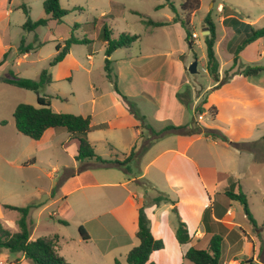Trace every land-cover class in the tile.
I'll list each match as a JSON object with an SVG mask.
<instances>
[{"label":"rangeland","instance_id":"1","mask_svg":"<svg viewBox=\"0 0 264 264\" xmlns=\"http://www.w3.org/2000/svg\"><path fill=\"white\" fill-rule=\"evenodd\" d=\"M44 1L0 0V121L8 122V126L0 125V132L5 129L16 132L14 111L20 103L39 105L34 91L6 84L2 79L17 74L35 80L47 69L53 82L43 87L41 94L50 97L53 108L59 110L55 112L87 115L97 102L94 119L111 120L109 129L88 134L99 156L123 161L134 147L136 155L126 164L132 170L131 175L123 169L124 172L96 166L77 176L75 170L81 164L74 158L73 146L64 147L65 139H58L52 148L41 151L33 144L31 159H25L21 167L0 161V220L10 225L8 221L19 217L18 211L4 205L25 206L32 201H46L43 207L29 213L33 238L58 234L61 239L58 251L70 264H115L116 258L128 264L126 256L138 245L137 239L131 247L116 248L113 242L108 258L100 262L95 256L101 253L100 247L109 249V244L82 242L79 228L96 231L92 224L98 221L91 220L113 210L122 228L114 226L112 231H137L138 211L144 207L154 236L164 243L152 260L157 264H195L183 257L185 244L176 238L177 226L180 221L187 223L189 233L194 236L201 215L208 210L211 215L210 197L213 201L216 190L225 191L224 186L232 180L241 185L250 213L259 229L263 228L258 243L264 248V71L250 78L232 73L250 64L264 65V37L240 53L238 67L231 71L234 55L229 46L235 32L224 21L238 12L243 14L240 20L254 28H264V0H200V9L195 12L184 10L186 0H60L61 8L69 11L62 22L49 21L35 31L24 30L28 16L32 21L45 17ZM22 5L27 6L29 15ZM159 5L164 7L158 9ZM208 14L217 29L215 51L220 77L223 79L229 71L232 74L219 85L207 72L208 30L204 18ZM104 15H108L105 20ZM143 19L169 24L151 28ZM105 25L112 39H118L123 32L141 36L130 47L116 49L110 56L118 89L134 104L137 114L128 109L125 116L111 117L117 110L112 103L116 104L114 99L120 95L106 76V45L101 37ZM187 26L192 32L189 42ZM72 37L90 41L72 44L67 58L50 66L56 44ZM23 38L34 47L28 54L19 51ZM39 42L44 44L37 46ZM195 60L198 70L191 73L189 67ZM161 87L166 90L164 103L159 93ZM120 101L127 106L123 99ZM101 105L106 107L102 109ZM201 106L204 111L196 112ZM213 107L217 109L215 116ZM169 126L201 132L165 131ZM209 129L225 136L228 143L207 137L205 132ZM190 141L193 142L187 156L168 151L147 167L163 150L183 151ZM249 142V149H243V143ZM0 149L7 151L1 137ZM107 173L115 176L111 182L120 183L103 184ZM79 179L83 183L97 180V184L71 191L78 186ZM218 179L223 181L218 184ZM160 194L168 195L176 203L164 201L159 206L153 205V199ZM233 206L238 220L256 231L245 206L238 200ZM52 212L57 215L51 216ZM0 264L33 263L29 260L18 263L16 254L0 253Z\"/></svg>","mask_w":264,"mask_h":264},{"label":"trees","instance_id":"2","mask_svg":"<svg viewBox=\"0 0 264 264\" xmlns=\"http://www.w3.org/2000/svg\"><path fill=\"white\" fill-rule=\"evenodd\" d=\"M44 11L45 17L40 18L36 21H32L28 16L25 24L23 25L24 30L35 31L40 26L48 25L49 21L62 22L63 18L69 13L68 10L61 8L60 0H45L44 1ZM172 8L176 11L175 6L171 4ZM200 0H186L183 3L184 10H189V12H195L200 9ZM164 7L159 5L157 8L160 9ZM24 12L29 15V9L26 5H22ZM226 9V6H224ZM137 13V12H136ZM239 16L237 18L236 16ZM234 15H229L225 18L226 25L233 28L235 35L230 42L229 51L234 55L233 65L231 71L238 67L239 55L240 53L251 43L257 41L264 37V28H254L252 24L246 23L242 20V13H234ZM108 15H104L103 20L107 19ZM177 20L175 19L174 22ZM143 22L151 28L161 27L169 24V22L154 21L151 19H143ZM204 22L207 25V30L209 34L205 36V44L207 51V72L215 80L216 84H221L228 81L231 77V71H229L223 79L220 75V63L216 56L215 43L217 39V29L216 24L212 19L211 14H208L204 18ZM188 23V22H187ZM192 32L187 26V41H191ZM102 39L106 45V56L105 59V71L108 79L113 83V88L115 92L122 97L127 105V108L131 113L137 114L134 104L128 100V98L123 95L118 89L117 83L115 81V76L113 75L110 60L111 54L119 48H128L134 42L140 39L138 34L121 33L118 39H112L111 33L107 25L104 26L102 32ZM237 40V42H236ZM89 39H79L72 37L65 40L64 43L56 44V54L50 62V66H55L63 62L66 57L70 54V48L72 44L87 43ZM235 44H231L232 42ZM44 43L39 42L37 46H42ZM34 47L31 44L25 43V38L21 40L19 46V51L22 54L29 53ZM6 56V55H5ZM5 60V59H4ZM264 71V65L250 64L246 67L235 69L232 73H239L245 77H252L260 74ZM3 82L27 89L32 90L37 95L38 106H34L27 103H20L14 111V120L16 129L34 140L40 139L44 132L49 128H55L57 130H66L70 134V140L67 144L71 142H76L77 144V154L75 158L80 162L81 166L79 170H85L94 165L100 167H118L123 169L126 173H132L131 168L126 165L135 155V147L132 149L129 156L121 161L119 159H104L99 156L88 138V134L93 130L106 127V124H101L97 126L91 125V117L76 115L71 113H59L55 112L51 107V99L48 96L41 94V90L46 85L53 82L51 73L45 69L43 70L38 79H28L20 77L17 74H13L11 77L3 78ZM204 103H207L205 98ZM202 113L204 108L197 107L196 112ZM213 115L217 114L216 107L212 108ZM7 121H0V124L4 125ZM165 131H173L178 134H193L201 132L199 131H188L185 126L172 127L169 126ZM207 137L214 140H220L223 143H228V140L216 130H206ZM233 146L237 147V144L232 143ZM251 142L243 143V149H249ZM221 195L227 197L230 200H238L245 206V211L247 217L256 226V221L248 209L247 195L240 188L236 190L235 185L232 183L230 187L227 188ZM173 202L170 197L166 194H160L153 199V205L159 206L162 202ZM43 201H32L25 206H12L4 205L6 208L16 210L19 212L20 216L17 219V225L19 230L12 233L9 229L5 228L0 221V253H13L17 255V261L21 257L31 261L33 264H70L58 251L59 235H49L39 237L35 240H31V225L28 220L29 213L34 208L42 206ZM209 211V210H208ZM206 211L203 214V223L206 226V234L204 236L203 244H196L190 247L184 254V257L191 260L195 264H221V254H222V243L224 238L232 239L233 235L237 238L242 237L240 229H232L229 231L226 227H223L219 232H212L208 225L209 212ZM211 212V208H210ZM138 229L136 232V237L139 240V244L132 248L126 257V262L128 264H157L152 260V255L154 252L161 250L164 247L162 239H158L154 236L151 228L150 219L145 212L144 207L139 208L138 211ZM79 232L84 240H88L89 236L85 229L81 226ZM176 238L180 244H187L191 240V235L186 227V224L182 221L179 222L176 229ZM264 249V248H262ZM115 264H124L119 259L115 260ZM241 264H258L253 258H243Z\"/></svg>","mask_w":264,"mask_h":264},{"label":"crops","instance_id":"3","mask_svg":"<svg viewBox=\"0 0 264 264\" xmlns=\"http://www.w3.org/2000/svg\"><path fill=\"white\" fill-rule=\"evenodd\" d=\"M25 54H28V53H25ZM166 83L167 82H165V88H166ZM165 88L161 87V89H159V93L161 95V98L163 99V103L166 99ZM119 98L122 99V97H120V96L116 97L114 99V102L116 104L112 103V105H115L117 107V110L114 113H112V115H111V117H113V118H117V117H119V115L125 116L126 114L129 113L127 106L125 107V106L121 105V101ZM94 103H95V105L93 104L91 112L87 115H84V114L83 115L91 117V125L97 126V125H101V124H106V127L100 128V129H109L111 127V122H110L111 120L96 121L94 119L93 110L96 108L97 102H94ZM51 107L53 110H55L53 108L52 102H51ZM105 107L106 106L101 105L102 109H104ZM110 109H111V106H110ZM55 111H59V110H55ZM0 125L1 126H8V122L4 125H2V124H0ZM11 130L5 129L4 132L3 131L0 132V137L5 141L6 148H7V151L6 150L3 151L0 149V161H5L10 166L21 167V165H23V161L25 159H31V157L33 155V150H32L33 144H36L35 145L36 149L38 151L39 150L41 151L42 149L52 148L54 145V142L58 139L59 140L65 139L64 140V142H65L64 147L65 148H68L70 145L73 146V148L75 149L74 158H75V155L77 154L76 142H71V143L67 144V142H69V140H70V134L66 130H57L55 128H49L44 132L43 136L38 140H34V139H32L26 135H23L22 133H20L16 129V127H15L16 132L15 131L12 132ZM135 134L136 135L139 134V129H136ZM32 142H35V143H32ZM192 142L193 141H190L187 145L183 146L184 147L183 151H180L178 149H169V148L167 150H163L162 152L157 154L153 159H151L149 161V163L147 164V167H148V165L156 162L160 157L165 155V152H168V151H171L173 153H180L183 156H187V154H186L187 150L190 147V145L192 144ZM75 160H76V158H75ZM1 164H2V162L0 163V166H1ZM80 166L81 165H79L77 170H75L77 172V173L75 172L77 176H79L78 174L80 172L87 171L90 169L92 170V169L96 168V165H94V166L87 168L85 170H79ZM98 168H100V167H98ZM111 168H116V169L122 170V169L117 168V167H111ZM1 170H2V168H0V171ZM146 171H147V169H145V172L143 174H145ZM110 174L107 173V175L103 176L104 179H106V181L103 182V184H119L120 182H111L110 181L111 179L115 178V176L110 175ZM126 174L131 175L132 173H126ZM76 175H73L72 177L75 178V177H77ZM221 181H223V180L218 179V184H220ZM77 183H78V186L71 191H74V190L81 188V187L96 185L97 180L91 179V181H89L87 183H83V182H81V179H79ZM231 183L233 185H235L236 190H238L240 188L242 189L241 185H239L238 182L231 180ZM231 183L228 181V183L224 186V190L229 188ZM67 193H70V192H67ZM222 193H224V191H217L216 190L213 201L210 197L211 215L208 216L209 228L212 232H219L223 227H226L227 229H229V231H231L232 229H240V233H241L242 237L237 238L236 235H233L232 239H229L226 237L224 238L223 243H222L221 264H241V260L243 258H253L256 263L264 264V249H261V246L259 247V243H258V238L260 236H262V234H263V228L259 229L258 224H256V226H255L257 229L256 231H254V227H252V229L249 227H245L238 220V216L236 215V213L232 212V209L235 208L233 205H234L236 200H230L227 197L221 195ZM43 203L44 204L38 208L43 207L46 204V201H43ZM133 205H135V203H133ZM68 208L71 209V206L68 205ZM50 215L54 217L57 215V213L52 212ZM19 216H20V214H19ZM102 216H104L105 219L106 218H108V219L105 221V220L101 219ZM102 216L98 215L97 217H95L91 220V222L95 221V220L98 221V222H95L94 224H92V228L96 229V231H91L87 227H85V230L89 236L88 241L84 240L80 234V239L82 242L86 243V242L93 240L96 243H101L102 245L107 246L109 244V249H105L103 247H100L101 253L97 254V256H95V260L100 261V262H102L104 259L108 258V253L112 250L110 248V244L112 245L113 242H116V243H114L116 248L122 247L123 245H127L128 247H131V246H134L136 244L135 240L137 239V237H136L137 231H112V228H114V226H116V228H118V229L122 228L120 220L115 216V214L113 215V210H109V211L105 212ZM229 217H231V218H229ZM18 218L19 217H16L14 220L8 221V223L10 225H8L7 222H4V221L2 222L1 220L0 221L2 222V224L5 228L9 229L12 233H15L19 230L18 225H17V219ZM186 225H187V227H189V225L187 223H186ZM137 229H138V224H137ZM31 231H32V228H31ZM206 233H207L206 232V226L203 223V215H201V217L199 218V225H198L197 230L194 233V236H192L190 234L191 235L190 242L183 245V252H184L183 257H184L185 252L190 247H192L198 243H200V244L204 243L203 239H204V236ZM50 235H54V234H50ZM46 236H49V235H46ZM30 239L35 240V238L32 237V232H31ZM60 241H61V239L59 237V243H60ZM137 241L139 244L138 239H137ZM58 247H59V244H58ZM1 255L4 256V254H1ZM116 259H118V258H116ZM152 259H153V255H152ZM24 260H27V259H25L24 257H21L20 260L17 262L20 263Z\"/></svg>","mask_w":264,"mask_h":264},{"label":"water","instance_id":"4","mask_svg":"<svg viewBox=\"0 0 264 264\" xmlns=\"http://www.w3.org/2000/svg\"><path fill=\"white\" fill-rule=\"evenodd\" d=\"M207 34H209V31H207ZM197 66H198V61L195 60L189 67V70L191 73H196L197 72Z\"/></svg>","mask_w":264,"mask_h":264},{"label":"built area","instance_id":"5","mask_svg":"<svg viewBox=\"0 0 264 264\" xmlns=\"http://www.w3.org/2000/svg\"><path fill=\"white\" fill-rule=\"evenodd\" d=\"M194 36H195V37H197V34H196V33H194Z\"/></svg>","mask_w":264,"mask_h":264}]
</instances>
